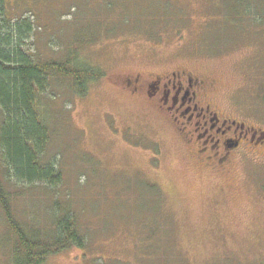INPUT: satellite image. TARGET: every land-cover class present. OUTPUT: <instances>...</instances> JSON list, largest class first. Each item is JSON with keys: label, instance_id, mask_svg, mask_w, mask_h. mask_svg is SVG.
<instances>
[{"label": "rangeland", "instance_id": "374dc122", "mask_svg": "<svg viewBox=\"0 0 264 264\" xmlns=\"http://www.w3.org/2000/svg\"><path fill=\"white\" fill-rule=\"evenodd\" d=\"M238 1L10 0L15 16L38 14L33 53L76 51L103 74L84 96L57 79L40 98L61 185L7 184L14 215L44 237L60 210L76 218L86 247L46 264H264V149L208 162L143 87L186 72L205 82L204 105L264 133V15L233 22ZM13 245L0 209V264Z\"/></svg>", "mask_w": 264, "mask_h": 264}, {"label": "trees", "instance_id": "16d2710c", "mask_svg": "<svg viewBox=\"0 0 264 264\" xmlns=\"http://www.w3.org/2000/svg\"><path fill=\"white\" fill-rule=\"evenodd\" d=\"M239 1L244 9L230 13L233 22L264 15L258 9L253 11L248 0ZM9 5L10 0H0V209L14 239L12 263L46 264L53 255L86 247L76 218L72 212L60 210L52 236L44 237L40 230L28 229L14 215L7 184L61 185L63 177L57 163L44 162L51 130L41 115L40 98L57 79L68 80L73 90L84 96L89 84L103 74L82 63L76 51L64 61L42 60L31 49L38 14L32 8L15 16Z\"/></svg>", "mask_w": 264, "mask_h": 264}, {"label": "flooded vegetation", "instance_id": "af4514ba", "mask_svg": "<svg viewBox=\"0 0 264 264\" xmlns=\"http://www.w3.org/2000/svg\"><path fill=\"white\" fill-rule=\"evenodd\" d=\"M165 81L163 85L164 80L160 79L148 88L143 86L146 98L156 101L158 109L173 118L176 125L184 126L186 130L183 134L202 141L200 154L205 155L208 162L220 158L217 162L225 164L232 153L239 151L243 145L264 149V133L253 132L245 124H238L211 105L202 103L206 89L201 78L181 72L173 73ZM140 89L136 88L135 94Z\"/></svg>", "mask_w": 264, "mask_h": 264}]
</instances>
